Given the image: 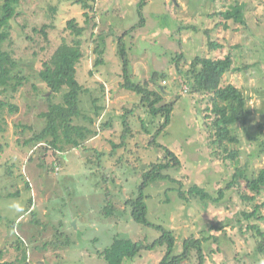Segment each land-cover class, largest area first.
<instances>
[{"label":"rangeland","instance_id":"rangeland-1","mask_svg":"<svg viewBox=\"0 0 264 264\" xmlns=\"http://www.w3.org/2000/svg\"><path fill=\"white\" fill-rule=\"evenodd\" d=\"M139 1L96 0L92 13L72 0L20 2L23 13L12 26L21 38L16 35L12 49L21 69L30 74L31 84L38 86L40 93L30 83L13 97L0 91L1 261L20 258L22 251L11 248L17 241H21L26 253V264H105L100 253L112 243L113 236L151 241V237H145L144 229L124 222L119 225L116 217L105 219L100 211L107 191L115 207L128 214L125 203L137 197L141 174L151 165L165 164L167 160L171 166L165 173L171 180L145 191L147 217L173 233L176 251L194 235L207 239L202 247L205 264L261 263L254 253V233L247 228L242 211L250 213L258 207V216L264 219V195L243 201L238 191L246 190L248 198L254 194L239 180L238 189L226 191L219 202L216 199L217 192L233 182L235 173L250 176L264 170V0H144L142 9ZM239 4L244 6V27L217 16ZM89 16L93 19L85 24ZM72 19L86 28L81 39L84 62L77 68V79L84 90L79 99L81 116L73 125L95 128L98 133L82 147L68 148L63 153L52 148L43 150L41 146L30 148V138L45 126L39 114L46 111L44 98L50 96L36 73L55 47L63 40L71 42L67 24ZM46 25L53 26L48 32L49 43L31 32L32 28ZM27 34L34 36L33 43L25 38ZM210 42L222 49L214 51ZM99 43H103L101 57L95 53ZM120 46L125 49L132 81L154 90L151 80L156 78L157 86L164 92L163 103L174 106L168 127L155 137L161 148L153 146L151 140L162 119L152 118L139 96L121 87L124 77ZM228 54L240 70L224 75L221 86L239 89L247 101L248 113L246 121L236 127L237 142L220 146L214 143V129L208 127L212 119H204L208 114L205 108H211L210 98L186 94L180 86L176 63L186 72L197 57L223 59ZM98 59L102 63L95 68ZM25 64L30 66L26 68ZM88 70H93L94 77L88 75ZM5 73L0 69V75ZM98 83L103 84V89ZM59 101L62 97L55 96L53 102ZM7 104L16 105L18 112L10 115ZM95 107H103L98 117ZM197 117L201 118V126ZM126 128L130 131L123 143L121 137ZM162 148L174 154L177 166ZM233 154L236 155L231 157ZM56 158L59 168L53 173L51 166ZM193 186L210 197L201 200L186 195V203L178 199V192L186 193ZM17 192V198H6ZM29 198L34 217L26 211ZM33 219L38 224H33ZM10 222H15L12 231L6 226ZM212 224L222 226V231L207 232ZM258 224L264 230V220ZM53 242L62 247L49 244ZM163 255L162 249L148 251L126 264H159Z\"/></svg>","mask_w":264,"mask_h":264},{"label":"trees","instance_id":"trees-1","mask_svg":"<svg viewBox=\"0 0 264 264\" xmlns=\"http://www.w3.org/2000/svg\"><path fill=\"white\" fill-rule=\"evenodd\" d=\"M21 1L22 0H4L0 5V69L6 71L5 74L0 75V91L2 94L11 93L12 97L19 89L25 87L28 83L31 84L30 74H25L24 69H21L14 58L12 49L16 40V35L18 38H21V35L16 33L12 26L13 22L19 19L23 13L22 11L20 12L22 6L20 3ZM143 1L144 0H141L138 3L141 9L144 6L142 5ZM211 1L214 2L215 0ZM72 2L82 9H88L91 13L94 11L96 4V0H72ZM243 8L244 6L239 4L225 12H220L217 16L221 17L224 22L231 21L234 24L244 27L245 19ZM53 10L55 11V8ZM138 10L141 13L142 10L139 8ZM92 19L93 17H87L85 24L90 23ZM94 26L95 23L93 24V27ZM21 28L24 32L26 26ZM67 29L71 34V42L67 43L66 40H63L55 47L48 59L42 62V69L38 70L36 73L39 83L44 84L47 89L46 92H50V96L44 98L48 104L46 111L39 114V118L45 120V126L41 131L35 133L30 138L28 141L30 148L41 146L43 150L52 148L59 153H63L68 150V148L76 149L82 147L89 137L97 135L98 133L95 128L92 130L82 125H73L74 120H77L81 116L79 99L84 93V90L77 79V68L84 62L82 60L83 53L81 51V44L83 41L81 42V39H83L86 28L80 27L76 20L72 19L68 22ZM49 30H53L52 25H46L40 29L32 28L31 32L34 36H42L45 42L49 43ZM34 36H29L27 34L25 38L33 43L35 40ZM100 39L102 40L103 38L101 37ZM102 44L103 43H99L95 49V53L98 57H101L103 54ZM209 46L214 51L222 49V46L217 43L210 42ZM120 52L124 77V83L121 87L138 95L141 104L147 109L148 114L152 118L162 119L159 130L151 140L153 146L161 148L160 145L156 144L155 137L159 136L161 132L168 127L174 106L173 104L163 103L164 92L157 86L156 78L151 80L155 88L154 90H150L147 86L145 87V85H139L133 82L128 73V60L126 59L123 46H120ZM101 63V59L96 60L94 67L96 68ZM25 66L27 68L30 64H25ZM234 66L233 56L230 54L226 55L223 59L197 57L189 66L190 69L186 72L182 70L183 68L179 66L178 62L176 63V72L179 74L182 81L180 86L185 88L186 94L193 98H198L196 96L203 95L210 98L211 108H205L204 112L206 111L208 114L204 115V119H212L208 127L209 129H214L216 138L214 143L220 146H223L225 143L230 144L237 142L235 136L237 134L236 127L239 123L243 124L246 121L248 113L247 101L243 93L233 85L221 86V80L224 75L229 72H238L240 70ZM88 75L94 77L93 70H88ZM165 77L166 75L162 76L163 79H165ZM98 86L103 89V84L98 83ZM31 87L36 93H40L38 86L32 83ZM58 95L62 97V101L54 103L53 99ZM178 99L179 96L176 97V100ZM7 107L9 108L8 113L10 115L18 112V107L14 104H7ZM102 109L103 107H95L96 117L100 115ZM88 121L92 123V119ZM2 130L3 129H0V132H2ZM129 131L130 130L126 128L125 132L122 134L121 140L123 143ZM113 146V151H115L117 146H115V144ZM162 149H164L167 157H169L174 165L177 166L178 160L174 154L167 148ZM226 151L225 149L224 152ZM112 153H110V155H113ZM41 155H44V153H41ZM235 155L236 154H233L231 157ZM56 160L57 161L53 164L54 167L51 166V172L53 173L54 170L56 171V167L59 168L58 158H56ZM100 161L101 158L98 156V167ZM118 161L121 162L122 159H118ZM165 162V164L161 165H151L149 170L141 174L140 182L137 185V197L125 203L129 210L128 214L125 210L123 212L118 210L113 203L111 194L107 191L105 192L104 206L100 211L103 218L109 219L111 217H116L118 222H120L119 225L124 222L128 225L138 226V228L146 231L145 237H151V241H147L146 238L141 241H133L128 237L113 236L112 243L100 253L105 264H126L128 261H133L138 258L142 253L160 249H162L164 255L159 264H184L186 262L189 264H205L206 257L202 247L203 242H206L207 239H199L194 235H190L182 242L180 251H176V242L173 233L164 226L148 220L147 196L145 195V191L152 185L164 183L170 178L165 172L169 170L171 162L167 160ZM89 163H91V161H89ZM239 180H243L246 189L254 194L252 198H248L246 190L238 191L237 194H240L238 197L243 201H253L255 196L264 195V170L258 174H251L250 176L246 173L237 172L234 174L233 182L228 183L217 192L216 201L219 202L220 199L224 197L226 191L233 188L238 189ZM24 185H26L25 188H29L26 182H24ZM186 195H195L201 200L208 199L209 196L203 189L197 186H193L186 193L178 192L177 197L179 200L186 203ZM18 196L19 192L6 195V198H17ZM262 205H264V202ZM32 206V201L29 198L26 211L27 213L31 212L32 217H34L35 214L32 212ZM242 218L248 223L247 228L254 233V238L256 240V249L254 253L261 259L260 264H262L264 262V230L260 228L258 222L264 219L258 216V207H254L250 213L245 210L242 211ZM32 223L38 224L34 219ZM6 226L9 231H12L15 227V222L6 223ZM209 231H222V226H213L212 224L207 228V232ZM152 235L154 237L153 239ZM49 244L56 248L62 247L56 244V242ZM11 248L13 251H22L20 258L13 262H3L0 259V264H26V253L22 250L23 246L21 245V241L15 242L14 245H11ZM1 255L2 252L0 250V256Z\"/></svg>","mask_w":264,"mask_h":264},{"label":"water","instance_id":"water-1","mask_svg":"<svg viewBox=\"0 0 264 264\" xmlns=\"http://www.w3.org/2000/svg\"><path fill=\"white\" fill-rule=\"evenodd\" d=\"M173 2H175V0H173ZM197 120L199 122V125L201 126V118L200 117H197ZM72 227L75 229L76 226H75V222L72 223Z\"/></svg>","mask_w":264,"mask_h":264},{"label":"clouds","instance_id":"clouds-1","mask_svg":"<svg viewBox=\"0 0 264 264\" xmlns=\"http://www.w3.org/2000/svg\"><path fill=\"white\" fill-rule=\"evenodd\" d=\"M58 167H56V169H57Z\"/></svg>","mask_w":264,"mask_h":264},{"label":"built area","instance_id":"built-area-1","mask_svg":"<svg viewBox=\"0 0 264 264\" xmlns=\"http://www.w3.org/2000/svg\"><path fill=\"white\" fill-rule=\"evenodd\" d=\"M58 169V168H57Z\"/></svg>","mask_w":264,"mask_h":264}]
</instances>
